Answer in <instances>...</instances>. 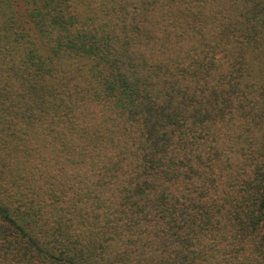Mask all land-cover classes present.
I'll return each instance as SVG.
<instances>
[{
  "label": "trees",
  "instance_id": "16d2710c",
  "mask_svg": "<svg viewBox=\"0 0 264 264\" xmlns=\"http://www.w3.org/2000/svg\"><path fill=\"white\" fill-rule=\"evenodd\" d=\"M0 264H264V0H0Z\"/></svg>",
  "mask_w": 264,
  "mask_h": 264
}]
</instances>
